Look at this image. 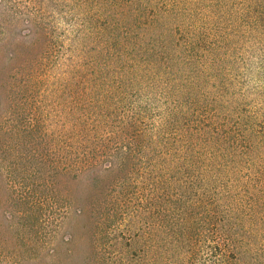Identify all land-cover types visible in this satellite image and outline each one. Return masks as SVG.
I'll list each match as a JSON object with an SVG mask.
<instances>
[{
	"label": "trees",
	"instance_id": "trees-1",
	"mask_svg": "<svg viewBox=\"0 0 264 264\" xmlns=\"http://www.w3.org/2000/svg\"><path fill=\"white\" fill-rule=\"evenodd\" d=\"M263 49L264 0H0L11 218L59 226L82 215L66 182L103 183L101 224L154 217L188 241L207 225L216 264H264V115L246 98Z\"/></svg>",
	"mask_w": 264,
	"mask_h": 264
},
{
	"label": "rangeland",
	"instance_id": "rangeland-1",
	"mask_svg": "<svg viewBox=\"0 0 264 264\" xmlns=\"http://www.w3.org/2000/svg\"><path fill=\"white\" fill-rule=\"evenodd\" d=\"M261 53L264 54V49ZM259 59L252 58L254 67ZM19 64L20 58L14 65ZM250 74L246 78L247 101H258L264 115V68L259 69L256 80ZM6 92L0 81V99H5ZM260 146L264 154V141ZM243 172L251 181L255 179L253 174L258 172V166L248 163ZM107 182L110 185L111 178L104 181ZM102 184L88 186L83 182H66L63 192L68 194L65 196H69L76 210L82 208V215L70 211L66 219L59 221V226L54 223L31 227L25 225L22 218H11L18 199L10 197L9 184L0 181V264H186L190 258L196 264H216L218 252L213 248L214 230L210 226L199 229V235L196 233L194 239L188 241L181 235L180 225L166 224L167 221L158 224L154 217L148 223L147 218L125 214L115 225L101 224L104 223L102 208L108 198V187ZM10 188L18 194L25 191L21 184ZM31 201L35 204L34 197ZM167 218L175 221L173 216ZM168 226L174 228V233Z\"/></svg>",
	"mask_w": 264,
	"mask_h": 264
}]
</instances>
